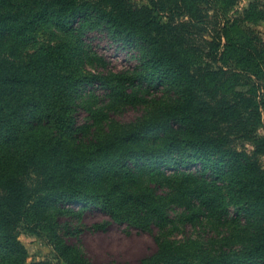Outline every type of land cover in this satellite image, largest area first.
<instances>
[{
    "label": "trees",
    "instance_id": "trees-1",
    "mask_svg": "<svg viewBox=\"0 0 264 264\" xmlns=\"http://www.w3.org/2000/svg\"><path fill=\"white\" fill-rule=\"evenodd\" d=\"M239 1L0 0V264H53L24 225L96 264L89 210L155 233L140 264H264V0Z\"/></svg>",
    "mask_w": 264,
    "mask_h": 264
},
{
    "label": "rangeland",
    "instance_id": "rangeland-1",
    "mask_svg": "<svg viewBox=\"0 0 264 264\" xmlns=\"http://www.w3.org/2000/svg\"><path fill=\"white\" fill-rule=\"evenodd\" d=\"M139 1L145 4L149 3L148 0ZM250 1L240 0L233 8H246ZM233 8L228 10L230 16ZM249 25L264 41V20L253 21ZM222 36L223 41H226V37ZM94 45H96L99 55H103L107 61H110L114 68H121L130 64L125 52L117 51L114 45L104 40H96ZM99 92L101 93V91ZM131 116L133 113L127 112V117ZM84 117L85 114L81 112L79 118L83 119ZM79 207L76 206L75 208ZM188 233L191 234L192 231L189 230ZM19 234L30 262L44 261L53 264H70L58 257L59 250L54 244L50 232L43 229L39 230L38 227L34 228L33 225H24ZM154 236L155 233L140 232L125 224L120 225L111 222L108 216L98 210H89L84 217L79 237H72L69 243L77 244L96 264H140L142 260L157 250Z\"/></svg>",
    "mask_w": 264,
    "mask_h": 264
}]
</instances>
